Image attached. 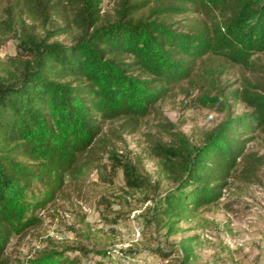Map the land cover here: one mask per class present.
<instances>
[{
  "label": "trees",
  "instance_id": "trees-1",
  "mask_svg": "<svg viewBox=\"0 0 264 264\" xmlns=\"http://www.w3.org/2000/svg\"><path fill=\"white\" fill-rule=\"evenodd\" d=\"M9 37L15 55L0 60V264L10 238L36 226L35 213L79 162L105 148L106 132L154 120L149 151L171 188L151 219L167 236L216 203L237 167L243 181L255 176L260 162L245 146L264 136V0H0V46ZM229 67L243 71L234 88L221 81ZM176 93L223 115L197 145L159 111ZM231 103L245 111L232 114ZM109 123L117 124L104 132ZM124 180L145 184L133 170ZM181 247L186 264L190 249ZM56 255L31 264H65Z\"/></svg>",
  "mask_w": 264,
  "mask_h": 264
},
{
  "label": "rangeland",
  "instance_id": "rangeland-1",
  "mask_svg": "<svg viewBox=\"0 0 264 264\" xmlns=\"http://www.w3.org/2000/svg\"><path fill=\"white\" fill-rule=\"evenodd\" d=\"M109 6L103 5V11ZM55 40L66 43L62 37ZM14 55L15 40L9 37L0 46V60ZM258 58L264 64V54ZM222 73L221 81L234 88L243 71L229 67ZM193 97L176 93L158 108L173 130L197 145L223 115ZM229 110L237 115L245 108L231 103ZM116 124H106L104 132ZM154 124L147 118L131 133L106 132L109 143L79 162L53 201L35 213L37 225L10 238L4 252L7 263L31 264L53 252L65 264H179L185 254L181 246H188L186 264H264V136L256 133L245 146V153L260 162L255 176L243 181L237 167L216 203L200 207L190 221L178 224L175 235L167 236L151 219L156 197L171 188L149 151ZM125 170L142 178L143 187H127ZM41 191L38 184L31 186L33 197Z\"/></svg>",
  "mask_w": 264,
  "mask_h": 264
}]
</instances>
